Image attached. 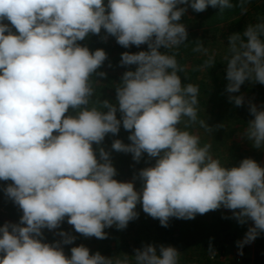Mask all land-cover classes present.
<instances>
[{
  "label": "clouds",
  "instance_id": "9594fccd",
  "mask_svg": "<svg viewBox=\"0 0 264 264\" xmlns=\"http://www.w3.org/2000/svg\"><path fill=\"white\" fill-rule=\"evenodd\" d=\"M178 5L189 0H0V180L12 181L4 191L23 213L18 224L0 226V264H129L127 258L90 254L83 245L72 247L68 257L59 242H43L42 230L58 228L67 217L77 233L106 239L105 228L122 230L138 217V203L164 227L173 217L232 210L240 224H254L237 242L241 248L264 232V167L251 158L223 166L210 144L201 146L200 137L186 130L197 122L199 89L182 85L175 55L159 51L187 40L180 23L187 9ZM217 5L233 7L231 0H191L189 6L203 12ZM102 29L125 48L148 46L122 53L121 65L136 68L124 72L116 104L100 102L106 112L89 105L90 77L107 54L77 43ZM228 40L226 91L239 92L246 80L264 84V23ZM201 50L206 52L201 44L194 49ZM206 65L213 66L214 58ZM229 99L241 106L244 98ZM69 109L73 115H66ZM250 112L254 119L245 137L262 148L264 110L252 105ZM121 123L131 143L117 139L112 149L137 162L144 153L156 158L140 170L139 191L133 182L114 179L109 152L100 148L98 159L93 149L109 133L118 134ZM58 234L64 244L75 240ZM159 253L153 245L137 249L135 264H178L174 247L161 245Z\"/></svg>",
  "mask_w": 264,
  "mask_h": 264
},
{
  "label": "trees",
  "instance_id": "16d2710c",
  "mask_svg": "<svg viewBox=\"0 0 264 264\" xmlns=\"http://www.w3.org/2000/svg\"><path fill=\"white\" fill-rule=\"evenodd\" d=\"M251 1L231 0L233 7L225 9H221L219 5L216 7L208 6L205 11L197 12V17L202 20L199 25L213 26L219 23H230L243 29L245 23L242 22V17L244 16L242 11ZM104 3L107 4V0H104ZM238 33H240V30H238ZM241 36L243 37V34ZM77 43L80 46L87 47L92 52L97 49H103L107 54V59L103 65L97 69L96 74L90 77L94 94L90 99L89 105V107L96 106L98 109L106 112L107 109H102L100 102L107 100L116 104V87L119 86L124 72L128 70L134 71L136 68V65H121L122 53L148 51V46L147 44H143L139 47L133 45L125 48L117 43L115 37L107 35L104 29L101 30L100 34H89L84 40L78 41ZM192 43L194 42L186 40L185 43L179 45L177 48L164 49L161 47L159 51L162 53L166 52L169 55H175L178 64L183 68V71L178 73L181 77L182 85L191 83L199 89L197 97L198 104L196 106L197 122L191 124L192 129L188 131L197 135L195 130H198V125L200 126L197 123L204 120L212 131H205L207 138L200 140V145L210 144V152L213 154V157L219 159L223 166L229 168L234 167L236 165L233 161L227 162L229 161L228 157L234 160L243 155L236 153L237 150H240V147H238L239 142L236 140V132L241 129L243 132H246L245 129L248 128V123L254 119V116L251 114L249 105L246 102L243 101L241 106H236L234 101H230V96L237 95L226 91L229 83L226 73L227 68H224V65L215 58L213 66L206 65V61L210 58L206 56H194L195 51ZM100 72L106 73V75H98ZM199 75L200 78L198 79ZM247 92L256 96L260 94L264 97V84L256 82L250 89H247ZM261 100L264 102V98H261ZM73 114V110L69 109L66 115ZM219 125L221 127H218ZM130 134L129 131L123 128L121 123L118 134L113 135L109 133L105 136L101 144H93V149L96 151L98 159L100 148L110 153V160L116 169V173L118 162L121 161L126 164L128 157L126 156L127 153L113 150L112 143L119 139L125 144H130L131 141L128 139ZM131 155L133 156V154ZM140 161L141 163L137 165L142 166V163L146 162L145 168H147L155 165L156 158H151L147 153H144ZM114 179L121 182L118 173ZM11 183L12 181L10 180H0V184L9 185ZM9 209L11 210V218H15L19 214L16 212V208L9 206ZM20 211L21 214L22 210L20 209ZM154 220V225L156 226L155 231L163 242H167L171 247H179L182 256L190 254L197 259V262L203 264H222V262L219 263L217 261L220 256L225 254L227 244L232 242L234 246H238L237 242L243 241L248 229L254 226L251 220L240 224L233 216L232 210L223 207L215 211H209L203 215L197 214L194 219L170 218L167 227L162 226L158 219ZM5 223L0 215V225H4ZM8 223L13 224L12 222ZM131 224L133 225L132 221L122 230L117 229L115 225L107 228L105 230L107 238L102 240L105 244L103 251H121L128 247L127 233L132 229ZM48 238L49 236L47 237L43 232V242L54 243L48 242ZM251 243L254 244L255 248L253 264H264V232H261ZM244 245L242 248H244ZM212 255L213 260H210V256Z\"/></svg>",
  "mask_w": 264,
  "mask_h": 264
},
{
  "label": "rangeland",
  "instance_id": "374dc122",
  "mask_svg": "<svg viewBox=\"0 0 264 264\" xmlns=\"http://www.w3.org/2000/svg\"><path fill=\"white\" fill-rule=\"evenodd\" d=\"M191 0H189L190 5ZM189 5H178L177 7H185L187 10L184 15L181 17L180 23H183L186 27L188 36L187 40H191L193 44V49L197 47L198 44L202 45V49H206V52L195 51L194 56H206L208 58H215L219 62H221L224 68H227V59L225 57H230L231 53L229 51V40L228 37L233 33H238L240 30V34H243V31L249 25H256L258 23H264V0H252L242 11L244 16L242 17V22L245 23V27L240 28L239 26H234L230 23H219L213 26H200L199 24L202 22L201 19L197 17V12L194 11ZM256 8V9H255ZM5 23H9L5 21ZM13 33H16V30L12 29ZM7 34V33H6ZM18 34V33H16ZM200 75L198 76V79ZM256 84V82L246 80L244 84L241 85L239 92L232 93L233 95L243 96V101L249 105V108L252 105H255L258 110H264V102H262V95H251L247 92V89H250L252 85ZM260 96V98H259ZM117 118H121V113L119 110L116 113ZM187 118L185 117L179 127L184 130V121ZM197 124H200L199 122ZM192 126L190 125L186 130H191ZM198 130H195L197 135L200 137V140L207 138V131L204 127H200L198 125ZM246 130V129H245ZM193 131V130H192ZM198 131V132H197ZM237 137L236 140L239 142L238 147L240 150H237L236 153L243 154L242 157L237 159H232L228 157L227 162H234L236 166H239L240 162L245 158H251L255 160L261 167H264V146L262 148H256L253 146V143L245 137V132L243 130H238L236 132ZM210 135V134H208ZM203 142V141H202ZM211 153V152H210ZM116 154V153H115ZM213 156V154H211ZM128 157L126 164L121 161L118 162L117 173L120 176L121 182H133L136 190H140L143 186V182L139 178L140 170L144 169L146 166V162L142 163V166H138L137 164L141 163L135 161L131 153H127ZM118 158V157H117ZM215 158V157H213ZM117 160V159H116ZM122 168V169H121ZM126 174V175H125ZM8 185L0 184V215L2 219L8 223L12 222L13 224H18L20 222V218L23 213L20 214L19 206L16 205L5 193L4 189ZM10 207L16 208V212L19 214L15 218L10 217L11 210ZM142 206L140 203L137 204L135 211L138 214V217L132 220L133 225L132 229H130L127 233L128 239V247L122 249L121 251L111 250L110 252H104L103 239H97L95 237H85L80 233H77L74 230L72 225L67 223V217L64 221L61 222L60 226L54 230L43 229L42 231L49 236L47 241L57 243L59 242L60 247L63 248V251L66 256H71V248L83 245L90 250V254H95L99 252L102 256L111 258L113 261L120 259L123 260L127 258L129 264H135V254L137 249H143L146 245H153L156 247L157 255H159L160 246L163 245L165 247L169 246L167 242H163L161 237L155 231L154 218L151 216L148 217V214L144 213ZM0 226H3L1 224ZM107 228L104 229V231ZM61 231L68 233L70 236H74L75 240L71 244H64L63 237H61L58 233ZM242 239V237H240ZM233 247V251H232ZM179 252L178 264H203L197 262L190 254L181 255L179 247H174ZM228 249V253L225 252L224 255L220 256L218 261L222 264H227L230 260L234 258V256L243 252V254L247 257L249 263L253 264L254 252L255 248H241L239 246H234L232 242H229L226 246V250ZM211 260V259H210ZM209 260V262H210ZM217 264V263H214Z\"/></svg>",
  "mask_w": 264,
  "mask_h": 264
},
{
  "label": "built area",
  "instance_id": "2783aa9c",
  "mask_svg": "<svg viewBox=\"0 0 264 264\" xmlns=\"http://www.w3.org/2000/svg\"><path fill=\"white\" fill-rule=\"evenodd\" d=\"M241 252L237 253L232 260H230L227 264H251L248 262L246 256L243 254H240ZM210 259L213 260V255L210 256Z\"/></svg>",
  "mask_w": 264,
  "mask_h": 264
},
{
  "label": "crops",
  "instance_id": "0c3cea01",
  "mask_svg": "<svg viewBox=\"0 0 264 264\" xmlns=\"http://www.w3.org/2000/svg\"><path fill=\"white\" fill-rule=\"evenodd\" d=\"M253 248L254 247V244L253 243H248V244H245L244 245V248ZM232 251H233V247H232ZM226 252L228 253V249L226 250Z\"/></svg>",
  "mask_w": 264,
  "mask_h": 264
}]
</instances>
